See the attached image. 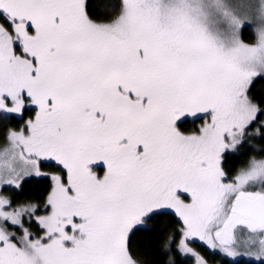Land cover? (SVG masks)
<instances>
[{"label":"snow or ice","instance_id":"obj_1","mask_svg":"<svg viewBox=\"0 0 264 264\" xmlns=\"http://www.w3.org/2000/svg\"><path fill=\"white\" fill-rule=\"evenodd\" d=\"M0 264H264V0H0Z\"/></svg>","mask_w":264,"mask_h":264},{"label":"trees","instance_id":"obj_2","mask_svg":"<svg viewBox=\"0 0 264 264\" xmlns=\"http://www.w3.org/2000/svg\"><path fill=\"white\" fill-rule=\"evenodd\" d=\"M217 260L219 261V258L217 257Z\"/></svg>","mask_w":264,"mask_h":264}]
</instances>
